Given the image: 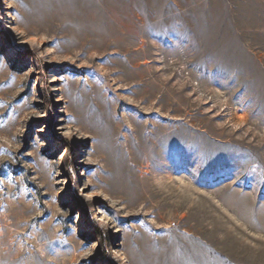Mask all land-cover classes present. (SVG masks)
<instances>
[{
	"label": "rangeland",
	"instance_id": "374dc122",
	"mask_svg": "<svg viewBox=\"0 0 264 264\" xmlns=\"http://www.w3.org/2000/svg\"><path fill=\"white\" fill-rule=\"evenodd\" d=\"M0 264H264V0H0Z\"/></svg>",
	"mask_w": 264,
	"mask_h": 264
},
{
	"label": "bare ground",
	"instance_id": "6f19581e",
	"mask_svg": "<svg viewBox=\"0 0 264 264\" xmlns=\"http://www.w3.org/2000/svg\"><path fill=\"white\" fill-rule=\"evenodd\" d=\"M76 38V37H75Z\"/></svg>",
	"mask_w": 264,
	"mask_h": 264
}]
</instances>
